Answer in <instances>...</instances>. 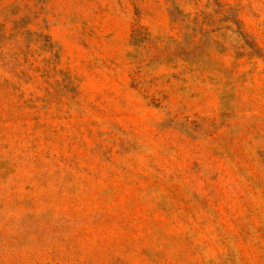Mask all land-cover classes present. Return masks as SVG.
<instances>
[{"label": "rangeland", "instance_id": "1", "mask_svg": "<svg viewBox=\"0 0 264 264\" xmlns=\"http://www.w3.org/2000/svg\"><path fill=\"white\" fill-rule=\"evenodd\" d=\"M0 264H264V0H0Z\"/></svg>", "mask_w": 264, "mask_h": 264}]
</instances>
